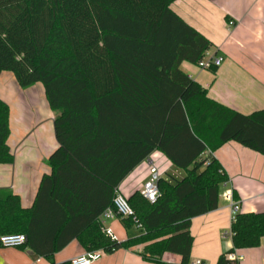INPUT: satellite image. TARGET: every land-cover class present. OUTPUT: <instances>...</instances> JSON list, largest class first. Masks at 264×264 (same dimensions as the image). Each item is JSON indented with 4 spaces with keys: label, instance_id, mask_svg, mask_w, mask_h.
I'll use <instances>...</instances> for the list:
<instances>
[{
    "label": "trees",
    "instance_id": "1",
    "mask_svg": "<svg viewBox=\"0 0 264 264\" xmlns=\"http://www.w3.org/2000/svg\"><path fill=\"white\" fill-rule=\"evenodd\" d=\"M175 1L0 0V74L12 72L21 88L43 84L59 145L31 208L0 189V235L24 234L45 256L76 238L86 251L143 244L146 259L160 264L171 252L188 264L192 219L218 208L229 181L203 154L234 141L264 155V108L236 111L184 72L182 63L198 64L213 43L171 8ZM9 118L0 98V164L14 161ZM154 151L186 174L161 176L155 202L141 191L128 197L136 221H122L144 232L119 241L99 216ZM231 232L233 247L217 264H238L229 252L261 244L264 211L237 213Z\"/></svg>",
    "mask_w": 264,
    "mask_h": 264
},
{
    "label": "crops",
    "instance_id": "2",
    "mask_svg": "<svg viewBox=\"0 0 264 264\" xmlns=\"http://www.w3.org/2000/svg\"><path fill=\"white\" fill-rule=\"evenodd\" d=\"M171 8L212 41L208 54L223 58L221 65L215 68H200L198 64L184 61L181 65L184 72L205 87L212 99L236 111L250 114L264 108V0H176ZM24 90L28 88H21L8 71L0 74V98L10 107L9 145L14 154L13 163L0 164V189L18 194L22 206L31 208L43 175L52 171L48 158L59 145L55 136L44 162L37 169L31 168V163L26 165L30 157L24 128L29 126L34 111L29 104H21L28 95ZM13 104L18 115L13 114ZM36 106L35 112L44 109L54 125L56 113L49 103ZM14 122L20 123V137L13 135ZM210 154L223 165L229 181L222 188L218 208L192 219L190 229L194 242L188 264L195 261L217 264L220 255L233 247L232 237L223 236L229 229L231 231L233 216L239 212L264 211V155L234 141L224 143L215 152L206 151L203 156ZM152 166H156L164 177L182 178L186 174L164 153L154 151L126 176L118 190L126 197L136 191L142 192ZM234 191L237 212L231 207V199L224 196V193L233 194ZM102 214L99 220L119 241L138 237L144 232L143 227H127L122 219L103 217ZM134 226L137 231L131 230ZM143 247V244H137L113 253L102 252V257L93 264H158L142 255ZM84 252L86 250L76 238L52 256L35 252L28 241L14 247H4L0 243V264H63ZM236 252L243 256L238 264H264V237L258 247ZM160 264H183L182 256L165 252Z\"/></svg>",
    "mask_w": 264,
    "mask_h": 264
},
{
    "label": "built area",
    "instance_id": "3",
    "mask_svg": "<svg viewBox=\"0 0 264 264\" xmlns=\"http://www.w3.org/2000/svg\"><path fill=\"white\" fill-rule=\"evenodd\" d=\"M232 24V23H231ZM223 58L220 56H213L206 54V57L201 60L198 65L200 68H211L218 67L221 65ZM161 178L160 171L156 166H152L150 169V174L143 186L144 196L151 202H155L160 194L158 182ZM227 199H231V207L234 212H237L236 202L234 201L232 193H224ZM236 215V214H235ZM235 215L233 216V221L235 220ZM103 217L107 218H119L127 219L132 218L136 221V213L134 208L131 206L126 197L121 191L116 190L113 197V204L108 207L102 214ZM142 227L141 224H137ZM109 232V231H108ZM225 238L232 236V232H226L223 235ZM27 241V237L24 234H6L0 236V243L4 247H14L21 246ZM102 257L101 250L86 251L83 254L77 255L70 260V264H93L95 261ZM227 258L232 261L239 262L243 259L242 255H239L236 251L229 252ZM190 264H205L201 261H195Z\"/></svg>",
    "mask_w": 264,
    "mask_h": 264
},
{
    "label": "rangeland",
    "instance_id": "4",
    "mask_svg": "<svg viewBox=\"0 0 264 264\" xmlns=\"http://www.w3.org/2000/svg\"><path fill=\"white\" fill-rule=\"evenodd\" d=\"M8 74H11L14 77L12 72H8ZM28 90L29 92H27ZM28 90H24L25 94L28 93V95L24 96V102L21 101V104H29V106L32 107L34 111V115H31L33 117L30 120L29 126L24 128L25 130H27L26 137L28 138L27 146L29 149L27 151V155L28 157H30L29 163L26 162V165L29 166L31 163V168L37 169L40 164L44 162L43 158L46 156L49 150L48 147H50L52 142L55 141V133L53 121L48 118V115L44 111V109H38L35 112V110L37 109L36 105L42 106L44 104V106H46V103H49L45 94L43 84L41 82L36 83L35 85L28 87ZM40 110H43V112H40ZM13 114L18 115V110L14 104ZM12 129L13 135H15L16 137H20V123L16 124L14 122ZM45 163L47 162L45 161ZM131 230L137 231L135 226L131 227Z\"/></svg>",
    "mask_w": 264,
    "mask_h": 264
}]
</instances>
